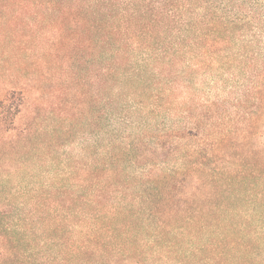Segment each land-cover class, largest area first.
Listing matches in <instances>:
<instances>
[{
  "label": "trees",
  "instance_id": "trees-1",
  "mask_svg": "<svg viewBox=\"0 0 264 264\" xmlns=\"http://www.w3.org/2000/svg\"><path fill=\"white\" fill-rule=\"evenodd\" d=\"M7 14L92 66L105 124L62 153L23 90L0 98V264H264V0H0ZM218 81L259 119L216 125L227 101L197 96Z\"/></svg>",
  "mask_w": 264,
  "mask_h": 264
},
{
  "label": "rangeland",
  "instance_id": "rangeland-1",
  "mask_svg": "<svg viewBox=\"0 0 264 264\" xmlns=\"http://www.w3.org/2000/svg\"><path fill=\"white\" fill-rule=\"evenodd\" d=\"M26 29L23 22L8 24V14L0 16V98L10 91L23 90L29 113L41 118L37 123L44 125L48 138L58 139L62 153L77 156L82 148L94 150L105 123L103 92L92 66L76 62L71 51L65 55L57 33L42 31L35 25L26 24ZM211 84H201V95L197 97L201 104L219 97L227 101L216 115V125L238 129L244 124V114L247 118L253 116L254 121L259 119L254 98H245L244 90L233 87L234 82L224 88L219 81ZM239 98L250 102L240 107ZM257 125L263 133L264 124L259 121ZM3 154L0 152L1 157Z\"/></svg>",
  "mask_w": 264,
  "mask_h": 264
}]
</instances>
